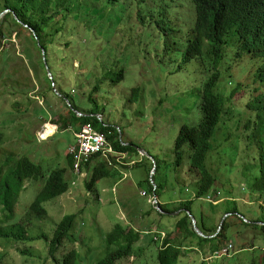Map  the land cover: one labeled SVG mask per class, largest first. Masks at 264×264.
I'll use <instances>...</instances> for the list:
<instances>
[{
    "label": "trees",
    "instance_id": "obj_1",
    "mask_svg": "<svg viewBox=\"0 0 264 264\" xmlns=\"http://www.w3.org/2000/svg\"><path fill=\"white\" fill-rule=\"evenodd\" d=\"M171 1L179 2L176 10H170L173 8ZM184 1L2 0L0 2V14L4 10L11 12L1 24L0 35L5 36L4 28L6 26L9 28L8 33L11 34V37L15 29L19 30L17 34L19 38L22 34H27L24 38L26 44L23 46V54L31 66L35 80L43 84V76H45L51 85V90L54 92L53 83L50 81L43 58V51L46 53V60H48L49 67L56 80L55 83L59 93L64 97L62 101L65 106L63 112L53 110L50 106L51 110L55 112L51 114L52 119H58L53 125L58 126L61 131H74L75 134L80 133L85 127L92 126L98 132L105 134L111 146L122 154L139 156L136 149L123 145L124 143L119 139V132L107 120L103 119L101 121L99 119L98 115L104 117V113L101 112V105L97 97L103 91L106 83L110 84V91L126 79V70L122 68L116 72L114 65H112L116 54L114 48L120 46L119 38H121L124 45L128 42L135 45L139 43L144 45L145 42H148L147 45L151 43L157 49L164 52L167 50L170 52L169 55H174L180 59L181 67L194 64L196 72L200 74L197 80L199 84L198 94L201 95L200 110L202 116L200 123L195 127L182 128L176 139L174 149L176 168H182L186 160H189L190 171L192 172L190 173L197 177L195 181L196 197L175 204L173 209H169L166 204H161L163 211H181L177 215L176 228L171 232H167L162 241H160V233H157V238L154 237L152 240L144 238L146 231H152L151 226L153 224L148 223V226L146 224V215H149L150 211L145 212L147 214H144L141 219L139 217L132 219V223L117 224L106 237L107 256L94 264H135L133 258L138 251L143 249L142 241L157 244L156 258L160 264H182L184 258L193 252H200L199 248L201 247V253H206L207 258H209L208 254L214 257L217 253L232 245V241H234L231 237V229L235 227L231 222L229 223L232 217H237L239 224H243L245 230L263 232L264 236V219L247 217L237 200L226 203L231 206L224 209L226 213H223L224 210L221 212L223 216L232 215L221 232H219L220 226L211 227L207 223V215L203 209L207 207L206 204L210 205L212 210L218 208L217 205L205 200L211 195L217 197L220 192L216 186L220 179L209 168L208 160L213 151V144L217 141L219 131L221 129L227 130L225 122H223L226 115H228V112H226L227 103L231 104L235 94H238L241 90L238 86L234 93L228 95L220 87L224 73L231 72L235 68L231 63L232 55L240 61L242 60V64H246L249 69H256L254 81H247V87L243 86L245 90L253 86L250 88L252 90L246 96L243 95L241 104L236 103L235 110L239 112V115L248 118L246 129L247 134L250 132L249 137L253 145L257 148L264 145V82H261L262 84L258 83L264 79V56L263 52L257 47L258 42L255 43V37L260 30H262V33L259 39L263 36L264 26L261 29L260 22L255 17L252 9L254 0H251L244 7L246 8L245 11L235 14V18L225 24H220L212 18L206 9L204 13L200 10V15L197 12L194 27L188 23L182 28L173 29L169 18H173L175 15L180 16L186 8ZM193 1L198 4L208 0ZM233 1L239 2L240 0ZM101 2H109L110 5L116 8L110 10V5L101 8ZM10 19L13 20V25L9 23L8 20ZM170 32L178 35L176 42L171 43L166 49L163 38L171 35L168 34ZM36 54L39 55L37 62ZM58 61L62 62L63 65L61 69L56 70L55 67L58 65ZM243 61L246 63H243ZM11 62H13V59L9 58L6 65L9 66ZM78 62L81 64L80 67H77ZM62 73L65 89L60 87L57 80L58 74L60 77ZM87 81L94 83V89L89 94L90 109L85 110V107L88 106L82 107L80 105L81 100H83V95L80 92L86 88ZM68 82H71L73 87ZM260 84L261 86H259ZM141 91L140 87L133 89L134 98H139ZM16 97L17 95L14 96L15 99ZM66 99L71 102L72 108L76 112L84 115L83 118H79L70 110L65 103ZM22 101H28L29 106H32L31 102H34L33 99L29 98L28 92L23 96ZM22 101L16 102L13 106L14 110L24 108ZM46 106H48L47 103ZM231 121L233 122L234 119ZM4 141L5 137L0 133V145ZM12 158L9 165L5 167L7 170L4 167L0 170V207L5 214L6 221H14V224L6 225V227L4 224H0V239L8 242L24 243L29 246L37 239L29 236L26 222L30 220L31 215L43 219L48 214L45 204L53 202L69 192L72 183L68 181L67 177L69 173L74 171V160L68 157V169H58L47 178L43 168L36 165L28 156L23 155L19 157V160L15 159V156ZM98 159L94 158L92 161ZM262 162L264 163V156ZM140 164L143 166L144 162L137 163L136 166H140ZM148 165L147 174L149 179H147V182L151 185L153 192L154 185L150 179L153 164L150 161ZM92 167L93 162L82 168L81 173H90ZM107 168L110 169V166L106 162L100 164L97 168L93 167V173L89 182L87 181L89 191L96 194L97 200L100 198L96 186L98 181L109 178L113 173ZM158 169L157 166V172ZM46 178L43 190L29 206V213L23 219L17 218V206L19 210L18 204L22 193L25 191L26 183H35ZM252 186L264 194V170L262 176L259 179L256 178ZM158 191L159 185L156 193ZM227 198L237 199L234 194H227ZM154 209L157 210L155 207ZM189 211L197 217L200 228L207 236L216 237L213 239L200 237L194 230ZM81 212L82 210L64 217L57 224L53 238L44 236L54 264H80L81 255L76 248H70L59 259L56 258V255L66 241L68 243L79 242L80 239L76 236L75 231ZM243 216L251 223L246 222ZM139 225L140 228H138ZM245 230L239 231L238 236L240 239L244 238ZM238 242L239 240L234 242L237 248ZM160 243L162 244L160 245ZM139 246L140 249L137 250ZM233 246L235 245L233 244ZM20 252L21 256H36V253L34 256L31 248ZM4 260L5 257L0 254V264H4ZM238 264H264V254L259 258L255 257L250 262L239 259Z\"/></svg>",
    "mask_w": 264,
    "mask_h": 264
},
{
    "label": "rangeland",
    "instance_id": "obj_2",
    "mask_svg": "<svg viewBox=\"0 0 264 264\" xmlns=\"http://www.w3.org/2000/svg\"><path fill=\"white\" fill-rule=\"evenodd\" d=\"M108 5L109 2H101V8ZM110 7V10L116 8L113 5ZM7 16L9 15L6 13L0 16V27L2 20ZM8 21L13 25L12 19ZM8 32L9 28L6 26L5 36H0V133L5 137L4 143L0 145V170L3 167L7 170L5 167L9 165L13 156L19 160V157L25 155L42 167L45 176L49 178V175L58 169H68L67 158L76 145L75 134L74 131H58L47 126L58 121L57 118L51 119L54 111L50 106L53 110L63 112L64 103L61 97L51 90L45 76H43V84L35 80L31 66L23 54V46L26 44L24 38L27 34H22L19 38L17 37L19 30L15 29L12 37ZM168 34L171 35L163 38L166 49L171 43L176 42L178 35L171 32ZM119 41L120 46L114 48L116 54L112 65L116 72L124 68L126 79L113 91H109V83L104 85L103 91L97 95L101 112L104 113V119L119 132L120 141L124 143L131 141L139 145L158 161L159 169L155 176L156 184L159 185L158 196L162 204L173 209L180 200L192 199L196 193L197 177L191 175L189 160H186L181 169L176 168V158L173 153L181 129L186 126L195 127L200 123L201 95L198 94L197 81L200 74L196 72L194 64L181 67L178 57L169 55L170 52L167 50L164 52L157 49L151 43L135 45L128 42L124 45L121 38ZM9 58H12L13 62L8 66L6 64ZM232 59L234 61L231 63L235 68L231 72L224 73L220 84L221 89L228 95L236 89L239 82L247 87V81H254V76H245L251 71H256L249 69L233 55ZM37 60H39L38 54H36V62ZM58 62L56 70L61 69L63 65L62 62ZM79 65L78 62L77 67H80ZM60 75L63 79V73ZM61 78L58 74L60 87L65 89L64 80ZM68 84L73 87L71 82ZM86 85V88L80 92L83 95L80 105L88 106L85 110L90 109L89 94L94 89V83L87 81ZM137 87L142 91L139 93V98H134L133 89ZM251 87L253 86L248 87V90ZM27 92L29 98L34 100L31 102L32 106H29L28 101H22ZM15 95H17L16 99ZM243 95L247 94L240 92L235 95L231 104L227 103L228 115L223 121L227 130L219 131L208 166L220 179L216 186L223 193L221 198L225 199L227 194L233 193L239 198L240 206L249 218L264 219V194L252 186L254 180L262 176L264 170L262 162L264 145L261 148L253 145L249 137L250 132L247 134L246 129L248 118L239 115L235 110L236 102ZM17 101H22L24 108L14 110L13 106ZM198 101L200 102L197 103ZM143 159V166L140 164V166H120L116 169L107 168L113 173L109 178L98 181L96 186L100 195L99 200L87 187L91 175L87 178L85 175L77 177V172L69 173L68 181L73 182L69 193L46 203L48 214L43 219L31 215L30 220L26 222L29 236L37 239L29 244L30 247L24 243L0 239V254L5 257L4 264H54L44 236L53 238L57 224L64 217L78 213L80 210L82 212L75 231L80 240L77 243L66 241L57 252L58 259L70 248H76L81 255L80 264H94L107 256L106 237L114 227L117 224L132 223V219L138 217L141 219L147 211H150V214L146 215V224L153 226L151 232L144 233V238L152 240L157 232L173 231L178 220L175 215L177 213L170 215L159 209L157 211L149 202L154 195L151 185L147 182L149 179L147 167L150 159L140 155L136 160L139 162ZM90 172L93 173V168ZM47 178L35 183H26L18 204L19 210L17 206V218L23 219L29 213V206L43 190ZM224 202L225 200L222 203ZM206 206V208L203 206V209L207 215V223L211 227H218L223 221V213H226L224 209L231 205H218L216 210H212L210 205L206 204ZM238 220L237 217H232L229 221L235 227L231 229V237L234 239L232 244L235 245L237 253H233L230 258L213 259L210 254L207 258L205 252L206 255L201 253V247L200 252H193L184 258L182 264H238L239 259L250 262L255 256L256 258L262 256L263 232L245 230L244 225L239 224ZM0 224H4L5 227L14 224V221H6L1 207ZM140 227L139 225L138 228ZM240 230L246 231L244 238L241 239L238 236ZM236 240L240 242L238 248L234 243ZM141 245L143 249L133 258L135 264H160L156 258L157 244L142 241ZM30 248L34 256L36 253L35 257L21 256L20 251ZM139 249L140 246L137 250Z\"/></svg>",
    "mask_w": 264,
    "mask_h": 264
},
{
    "label": "clouds",
    "instance_id": "obj_3",
    "mask_svg": "<svg viewBox=\"0 0 264 264\" xmlns=\"http://www.w3.org/2000/svg\"><path fill=\"white\" fill-rule=\"evenodd\" d=\"M251 0H246V2H245V0H240L239 2H234L233 0H208L207 2H202V3H198V4H196L193 0H185L184 2L186 3V8L183 10V12L180 14V16L179 15H175L173 18H169V20H171V22H170V25H171V27L173 28V29H178L179 27L180 28H182V27H184L185 25H187L188 23L189 24H191V26H193L194 27V24H195V21H196V19H197V12H198V14L200 15V10H202L203 11V13L204 12H206V9H207V11L209 12V14H210V16L212 17V18H214V19H216L220 24H225V23H227L228 21H230L231 19H234L235 18V14H238L240 11H245L246 10V8H244L249 2H250ZM171 3L173 4V8H171L170 10H176L177 9V7H178V5H179V2H177V1H171ZM196 6H195V5ZM195 6V7H194ZM252 9H253V13H254V15H255V17L259 20V22H260V26H261V29H262V27L264 26V0H254V6L252 7ZM191 11V12H190ZM8 14V15H10L11 14V12L10 11H8V10H4L3 12H2V14ZM2 14H0V16L2 15ZM4 19H6V17L4 18ZM3 19V20H4ZM164 19V18H163ZM3 20H2V22H3ZM223 23H222V22ZM1 22V23H2ZM26 28H28V27H26ZM262 33V30H260V32H259V34L255 37V43H257V47L263 52V56H264V33H263V36L259 39V36H260V34ZM1 36V35H0ZM258 39H259V41H258ZM43 58H44V62H45V64H46V66H47V70H48V73H49V78H50V81L53 83V90H54V92H56V94H58L60 97H61V99L63 100L64 99V97L59 93V90H58V88H57V85H56V80H55V78H54V75H53V73H52V71H51V68L49 67V64H48V60H46V53L43 51ZM237 59V58H236ZM239 62H241L242 63V60L240 61V59H237ZM232 61H234L233 59H232ZM247 62H250V61H247ZM238 63V62H237ZM243 63H246L245 61H243ZM81 65V64H80ZM79 65V66H80ZM234 67V66H233ZM84 73V72H83ZM250 75H252V76H255V72H253V71H251L250 73H249V75H247V76H245V77H248V76H250ZM60 78H61V75H60ZM244 78V77H243ZM242 78V79H243ZM63 80V79H62ZM261 82H264V79H263V81H259L258 83H261ZM262 84V83H261ZM261 84L259 85V86H261ZM238 86L240 87V91H239V93L240 92H243L244 94H248L252 89H250V90H248V89H244L243 88V85H241V83L239 82V84H238ZM238 86L236 87V89L235 90H237L238 89ZM50 87H51V85H50ZM138 88V87H137ZM114 89V88H113ZM113 89H111L110 91H113ZM38 90V89H37ZM234 90V91H235ZM234 91H232L231 93H229V95H231L232 93H234ZM236 95V94H235ZM244 97V96H243ZM242 97V98H243ZM242 98H240V100H238L237 102L238 103H240L241 102V99ZM236 102V103H237ZM65 103L68 105V107L70 108V110H72V112L73 113H75V115H77L79 118H83L84 117V115H82L80 112H76L73 108H72V105H71V102L70 101H68L67 99L65 100ZM241 104V103H240ZM98 117H99V119L101 120V121H103V119H104V117L103 116H101V115H98ZM52 119V118H51ZM47 126H50V127H52V128H55V129H57L58 131H60V129H59V127L58 126H56V125H51V124H48ZM186 127H188V126H186ZM86 128H90V129H93L96 133H98V134H100V135H103L104 137H105V139H106V144H107V148H106V150H105V152H100L99 154H97V155H94V156H92L89 160H88V162H79V160H78V156L76 155V154H72V151H74V150H76V152H78V150H79V145H78V137L82 134V132L84 131V129H86ZM184 128V127H183ZM84 129H82V131L80 132V133H77V134H75V138H76V145H75V147L74 148H72V150H71V152H70V154H69V156L68 157H71V158H73V160H74V171H73V173L74 172H77L78 173V175H77V177H82V176H86L87 178H88V176L89 175H92L91 174V172L90 173H88V172H86V173H81V171H82V168H85L86 166H88V165H90L92 162H93V167L94 168H97L101 163L103 164L104 162H106V163H108V166H110V167H112V168H114V169H116V168H118V167H120V166H124V167H129V166H136V164L137 163H140V162H144V159L143 160H140L139 162L138 161H130V159L129 160H127L126 159V157L128 156V155H130V156H134V157H136V158H138L140 155H142V156H145L146 158H149L150 159V161L152 162V164H153V170H152V172H151V176H150V179H151V181H152V184L154 185V190H153V193H154V195H152L151 196V198H150V200H149V202L151 203V204H153L154 205V207L156 208V209H159L161 212H163V213H166V214H174L175 212L177 213V214H175V215H179L180 214V210L179 211H174V212H167V211H163L162 209H161V201H160V198H159V196H158V193H156V190L158 189V184H156V182H155V176H156V174H157V164H158V161L155 159V158H153L149 153H147L144 149H142L139 145H137V144H135V143H133V142H129L128 141V143H124V142H122V143H124L123 145L124 146H130V147H132V148H134V149H136L137 151H138V153H139V156L138 155H134V154H126V153H124V154H122V153H120V152H118V151H116L114 148H113V146H111V144L109 143V141L107 140V137L105 136V134H103V133H100V132H98L96 129H94L92 126L90 127V126H88V127H85ZM121 132H122V130L121 129H119ZM46 134H47V129H46ZM56 135V134H55ZM179 135V134H178ZM178 137V136H177ZM175 144H176V142H175ZM142 149L143 151H145L150 157H148V155H144L142 152H140L139 151V149ZM174 149H175V147H174ZM214 152V151H213ZM212 152V153H213ZM174 154V153H173ZM175 156V155H174ZM151 157L154 159V161H152V159H151ZM94 158H99L98 160H94V161H92ZM176 158V157H175ZM126 161H128L129 163H126ZM209 161V160H208ZM92 167V168H93ZM190 167V166H189ZM92 168L90 169V170H92ZM112 168H110V169H112ZM154 169H155V175L154 176H152V174H153V172H154ZM181 169V168H180ZM192 175V174H191ZM195 177V176H194ZM68 178V177H67ZM72 185H73V182H72ZM220 190V189H219ZM70 191V190H69ZM69 193V192H68ZM67 193V194H68ZM195 194H197V193H195ZM230 194V193H229ZM231 194H233V193H231ZM223 195V193H222V191L220 190V192H219V194H218V196L217 197H214L213 195H211V196H208L205 200H208L210 203H213L214 205H222V204H228V202L229 201H235V200H239V198H237V199H233V198H225V199H223V198H221V196ZM196 197V195H194L193 196V198L192 199H194ZM234 197H236L235 195H234ZM99 200V199H98ZM185 200H188V199H182V200H180L177 204H180V202L181 201H185ZM225 200V202L224 203H222L223 201ZM239 202V201H238ZM226 204V205H227ZM264 208V207H263ZM190 212L191 211H189V214H190ZM193 214V213H192ZM194 215V214H193ZM228 215H230L228 218H227V220H226V222L228 221V219H230L231 217H232V215L231 214H227V215H224V216H222L223 218H225L226 216H228ZM191 216V215H190ZM244 217V216H243ZM248 217V216H247ZM192 218V217H191ZM222 218V220H224ZM244 219L246 220V222H248V223H251V221L250 220H248V219H246L245 217H244ZM193 220V219H192ZM198 221V220H197ZM223 222V221H222ZM199 224V223H198ZM226 224V223H225ZM193 225H194V223H193ZM221 225H222V223H221ZM200 227V226H199ZM224 228V227H223ZM201 229V228H200ZM221 229V226H220V228H219V230ZM195 230V229H194ZM202 230V229H201ZM223 230V229H222ZM221 230V231H222ZM203 231V230H202ZM221 231H219V232H221ZM204 232V231H203ZM157 233H160L161 234V240L160 241H162L165 237H166V231H160V232H157ZM156 233V234H157ZM163 235V236H162ZM201 237V236H200ZM208 237H213V238H215L216 236H208ZM155 238H157L156 237V235H155ZM213 238H208V239H213ZM207 239V238H206ZM160 244H162V243H160ZM238 251V250H237ZM236 252V248H235V246H233V244L232 245H230L228 248H226L224 251H222V252H219V253H217V255L216 256H214L213 257V259L214 258H224V257H230L233 253H235ZM237 253V252H236ZM256 257V256H255ZM212 260V259H211ZM251 261H252V259H250Z\"/></svg>",
    "mask_w": 264,
    "mask_h": 264
},
{
    "label": "built area",
    "instance_id": "obj_4",
    "mask_svg": "<svg viewBox=\"0 0 264 264\" xmlns=\"http://www.w3.org/2000/svg\"><path fill=\"white\" fill-rule=\"evenodd\" d=\"M79 150L72 151V154L78 156L79 162H88V160L99 154L105 152L107 148L106 139L103 135L96 133L93 129L86 128L78 137Z\"/></svg>",
    "mask_w": 264,
    "mask_h": 264
},
{
    "label": "water",
    "instance_id": "obj_5",
    "mask_svg": "<svg viewBox=\"0 0 264 264\" xmlns=\"http://www.w3.org/2000/svg\"><path fill=\"white\" fill-rule=\"evenodd\" d=\"M139 149V148H138ZM139 151L140 152H142L144 155H148L145 151H143L142 149H139ZM148 157H150L149 155H148ZM151 159H152V161H154V159L151 157ZM155 175V169H154V172H153V174H152V176H154ZM190 215H191V217H192V219H193V223H194V229H195V231H196V233L199 235V236H201V237H203V238H213V237H208L201 229H200V227H199V224H198V221H197V217L195 216V215H193L191 212H190ZM230 215H228V216H226L225 218H224V220H223V222H222V225H221V229H220V231L223 229V227L225 226V223H226V220H227V218L229 217Z\"/></svg>",
    "mask_w": 264,
    "mask_h": 264
},
{
    "label": "crops",
    "instance_id": "obj_6",
    "mask_svg": "<svg viewBox=\"0 0 264 264\" xmlns=\"http://www.w3.org/2000/svg\"><path fill=\"white\" fill-rule=\"evenodd\" d=\"M126 159L127 160H129L130 159V161H138V160H136L137 158L136 157H134V156H130V155H128L127 157H126Z\"/></svg>",
    "mask_w": 264,
    "mask_h": 264
}]
</instances>
